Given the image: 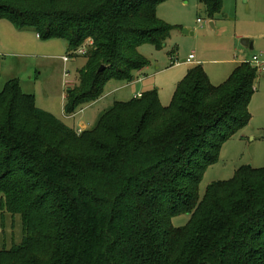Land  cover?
<instances>
[{
    "label": "trees",
    "instance_id": "1",
    "mask_svg": "<svg viewBox=\"0 0 264 264\" xmlns=\"http://www.w3.org/2000/svg\"><path fill=\"white\" fill-rule=\"evenodd\" d=\"M164 0H0V20L84 57L66 114L96 102L109 80L149 65L141 43L166 44ZM210 20L224 0H198ZM82 50L84 52H82ZM104 65L103 71L99 68ZM257 68L221 84L189 68L163 106L157 90L116 101L80 133L38 109L18 80L0 92V209L22 217V243L0 264H264V167L199 189L222 145L246 127ZM189 214L186 226L172 218Z\"/></svg>",
    "mask_w": 264,
    "mask_h": 264
},
{
    "label": "rangeland",
    "instance_id": "2",
    "mask_svg": "<svg viewBox=\"0 0 264 264\" xmlns=\"http://www.w3.org/2000/svg\"><path fill=\"white\" fill-rule=\"evenodd\" d=\"M157 17L170 27L166 44L139 45L149 65L137 74L136 80H109L96 102L77 108L70 116L66 114L65 95L77 84L85 58L72 57L68 42L62 38L43 39L34 30H18L1 19L0 92L7 82L18 80L23 93L34 96L38 109L80 133L82 123L83 130L95 128L116 101H130L138 93L156 89L161 104L169 105L176 86L193 64H202L212 83L221 84L237 63L250 62L254 68L253 55H261L264 61V0H224L222 14L213 20L215 28L198 0H164L157 5ZM242 38L250 39L253 49L244 46ZM191 53L196 58L188 62ZM256 72L259 79L249 106L250 123L222 145L218 161L207 167L200 184V199L209 184L233 178L240 167H264V72ZM189 220L190 215L183 213L173 217L172 223L181 227ZM23 229L21 215L0 209V250L21 244Z\"/></svg>",
    "mask_w": 264,
    "mask_h": 264
},
{
    "label": "built area",
    "instance_id": "3",
    "mask_svg": "<svg viewBox=\"0 0 264 264\" xmlns=\"http://www.w3.org/2000/svg\"><path fill=\"white\" fill-rule=\"evenodd\" d=\"M198 21H199V22H202V20H201L200 18L198 19ZM82 52H84V51L82 50ZM260 56H261V55H253V57H252V59H251V63L254 65V67L257 68V70H261L262 72H264V61L261 60ZM194 59H195V54L192 53V54H190V55L188 56L187 61H188V62H192ZM64 60H65V61H68L69 58H68V57H64ZM67 84L69 85L70 82H67ZM140 95H141V94H140ZM140 95H138V96H140ZM82 130H83L82 128H79V129H78V131H82Z\"/></svg>",
    "mask_w": 264,
    "mask_h": 264
},
{
    "label": "water",
    "instance_id": "4",
    "mask_svg": "<svg viewBox=\"0 0 264 264\" xmlns=\"http://www.w3.org/2000/svg\"><path fill=\"white\" fill-rule=\"evenodd\" d=\"M210 25H211L213 28H215V27H214V22H213V21H210ZM185 32H186V33H189L187 29H185ZM191 34H192V33H191ZM242 44H243L244 46L250 48V49H253V42L250 41V39H248V38H242ZM104 68H105V66L102 65V66L99 68L98 71L101 72V71L104 70Z\"/></svg>",
    "mask_w": 264,
    "mask_h": 264
},
{
    "label": "crops",
    "instance_id": "5",
    "mask_svg": "<svg viewBox=\"0 0 264 264\" xmlns=\"http://www.w3.org/2000/svg\"><path fill=\"white\" fill-rule=\"evenodd\" d=\"M188 32H189V30H188ZM37 35H38V34H37ZM191 54H192V53H191ZM189 55H190V54H189ZM252 57H253V56H252ZM195 58H196V57H195ZM187 59H188V58H187ZM194 60H195V59H194ZM194 60H193V61H194ZM241 63H242V62H241ZM239 64H240V63H237V64H236V67H237V65H239ZM193 65H196V64H193ZM193 65H192V66H193ZM236 67H235V68H236ZM229 71H231V70H229ZM229 71H228V72L225 71V72L229 74V73H230ZM207 74H208V73H207ZM228 74H226V75H228ZM228 77H229V76H228ZM256 90H257V88H256ZM140 94H141V93H138V95H140ZM138 95H137V96H138ZM83 127H85V125L82 123L81 128H83Z\"/></svg>",
    "mask_w": 264,
    "mask_h": 264
}]
</instances>
